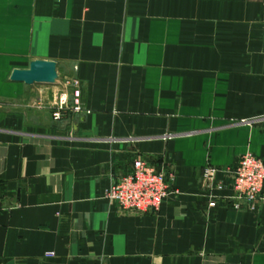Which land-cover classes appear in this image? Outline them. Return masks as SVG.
Returning <instances> with one entry per match:
<instances>
[{
    "label": "crops",
    "instance_id": "0c3cea01",
    "mask_svg": "<svg viewBox=\"0 0 264 264\" xmlns=\"http://www.w3.org/2000/svg\"><path fill=\"white\" fill-rule=\"evenodd\" d=\"M39 60L89 115L54 122L10 81ZM244 155L264 157V0H0V264H264ZM137 158L169 179L158 211L104 199Z\"/></svg>",
    "mask_w": 264,
    "mask_h": 264
},
{
    "label": "built area",
    "instance_id": "2783aa9c",
    "mask_svg": "<svg viewBox=\"0 0 264 264\" xmlns=\"http://www.w3.org/2000/svg\"><path fill=\"white\" fill-rule=\"evenodd\" d=\"M59 96L52 113L54 122H63L68 116L89 115L81 103V84L73 77H63L59 82ZM218 170L213 167L204 169V186L211 192L222 190L223 185L216 183ZM233 200L234 208L240 204H264V157L244 155L233 170ZM170 191L168 177L163 172H157L143 158L133 161L131 172L111 186L104 199L121 209L148 213L158 211ZM211 197L210 207L215 206Z\"/></svg>",
    "mask_w": 264,
    "mask_h": 264
},
{
    "label": "water",
    "instance_id": "95a60500",
    "mask_svg": "<svg viewBox=\"0 0 264 264\" xmlns=\"http://www.w3.org/2000/svg\"><path fill=\"white\" fill-rule=\"evenodd\" d=\"M58 80L57 65L52 61H33L26 70L16 69L10 76L13 83L35 85H54ZM9 264H14L10 262Z\"/></svg>",
    "mask_w": 264,
    "mask_h": 264
},
{
    "label": "rangeland",
    "instance_id": "374dc122",
    "mask_svg": "<svg viewBox=\"0 0 264 264\" xmlns=\"http://www.w3.org/2000/svg\"><path fill=\"white\" fill-rule=\"evenodd\" d=\"M58 80L54 85H36L33 88L28 89V93H32L34 95L40 96L42 101H44V105L51 106L56 103L57 98L59 96V82H61L63 77L68 76L64 74L61 70V67L57 68ZM82 103V101H81ZM203 181H204V171H203ZM170 183V182H169Z\"/></svg>",
    "mask_w": 264,
    "mask_h": 264
}]
</instances>
